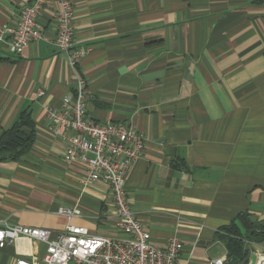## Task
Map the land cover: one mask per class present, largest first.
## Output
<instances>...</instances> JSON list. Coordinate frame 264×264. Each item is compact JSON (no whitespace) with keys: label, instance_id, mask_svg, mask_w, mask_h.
I'll use <instances>...</instances> for the list:
<instances>
[{"label":"crops","instance_id":"1","mask_svg":"<svg viewBox=\"0 0 264 264\" xmlns=\"http://www.w3.org/2000/svg\"><path fill=\"white\" fill-rule=\"evenodd\" d=\"M34 0H0V28L17 23ZM73 68L48 40L19 55L0 41V134L28 111L32 147L0 162V228L24 225L56 234L69 224L117 236L109 185L86 181L81 160L67 162L65 141L49 131L46 107L85 80L87 113L131 124L147 137L126 190L152 242L179 238L177 264H256L264 255L241 219L264 224V0H73ZM56 6L39 17L56 33ZM40 90L45 92L40 95ZM72 133V132H71ZM60 208H71L69 219ZM236 223L244 260H231L224 228ZM46 244L19 239L0 247V264L42 258Z\"/></svg>","mask_w":264,"mask_h":264},{"label":"built area","instance_id":"2","mask_svg":"<svg viewBox=\"0 0 264 264\" xmlns=\"http://www.w3.org/2000/svg\"><path fill=\"white\" fill-rule=\"evenodd\" d=\"M47 2L56 6L53 37L45 33L39 22ZM74 16L73 0H34L22 8L16 24L0 28V41L7 43V51L12 55L21 54L32 42L51 41L75 68L86 50L75 46ZM76 82L75 93L65 96L61 107H46L49 131L54 137L64 139L67 162L81 160L84 163L85 183L102 180L109 185L120 234L97 235L85 226L72 223L56 234L46 228L7 224L0 228V247L22 238L46 244L42 258H19L16 264H177L182 241L174 237L165 247L155 245L150 232L132 209L126 190L128 174L142 155L147 137L129 123L100 122L90 117L85 80L77 74ZM39 94L45 92L40 90ZM60 214L69 219L78 215L71 208H60ZM209 264H226V260L217 258ZM257 264H264V255Z\"/></svg>","mask_w":264,"mask_h":264},{"label":"trees","instance_id":"3","mask_svg":"<svg viewBox=\"0 0 264 264\" xmlns=\"http://www.w3.org/2000/svg\"><path fill=\"white\" fill-rule=\"evenodd\" d=\"M35 140V127L32 117L28 111H22L20 118L11 127L0 134V162L16 160L25 154L33 145ZM241 219L249 227L257 241L264 240V224H257L241 216ZM229 254L231 260L240 263L244 260L243 237L235 222L224 228Z\"/></svg>","mask_w":264,"mask_h":264},{"label":"water","instance_id":"4","mask_svg":"<svg viewBox=\"0 0 264 264\" xmlns=\"http://www.w3.org/2000/svg\"><path fill=\"white\" fill-rule=\"evenodd\" d=\"M256 261H257V256L254 254L252 255L250 264H256Z\"/></svg>","mask_w":264,"mask_h":264}]
</instances>
